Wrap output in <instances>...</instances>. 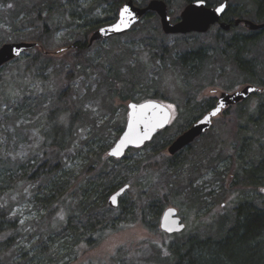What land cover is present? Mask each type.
Returning a JSON list of instances; mask_svg holds the SVG:
<instances>
[{
  "label": "rangeland",
  "instance_id": "obj_1",
  "mask_svg": "<svg viewBox=\"0 0 264 264\" xmlns=\"http://www.w3.org/2000/svg\"><path fill=\"white\" fill-rule=\"evenodd\" d=\"M134 1V4L142 5L149 0ZM238 1L229 3L234 7ZM98 3L97 0H0V47L6 43L36 42L34 37L40 34V30L35 23V11L39 9L43 17H49L50 23L59 25L49 39L37 42L40 47L37 50L48 53V57L55 61L47 71L46 85L31 79L19 83L30 51L0 69V207H10V217L16 219L20 227V235L9 254L17 264L25 258L31 259L27 264H48L44 260L49 256L52 258L49 264H157L159 251L172 238L149 232L140 224L109 234L98 246L72 245L70 237L63 238L54 233L66 225L69 217L84 215L82 207L88 205L82 201L87 170L90 166L101 169L112 164L107 153L97 155L95 152L99 151V145L110 142L112 146L116 141L114 125H125L129 102L161 100L166 106L171 105L169 108L173 114L169 126L161 131V135L158 136L160 132L157 134L152 145L137 152H127L129 159L148 157L152 165L146 175L134 176L133 183L122 197L129 202L140 196L143 202L146 196L139 184L145 183L149 175L153 176L150 187L159 196L166 192L170 180L175 179L166 167L169 144L165 141L172 142L187 130L198 119L192 118L193 115L201 117L205 113L206 101L214 99L216 102L220 92L231 93L249 84L233 65L220 58L208 59L195 73L180 67L178 57L187 51L203 47L208 55L211 53L218 28H211L205 34L167 36L160 29L159 19L152 17L139 22L127 35L96 42L82 51L71 48L75 41L83 39L85 33L84 28L70 17L71 13L89 10ZM185 5L174 0L168 10L171 22L177 21ZM108 7L105 3L95 8L93 16L105 17ZM263 22L261 18L257 23ZM243 30L242 26L232 28L227 38ZM91 34L89 32L84 39L86 42ZM60 50L63 51L56 53ZM51 104L59 109L69 107L74 112L81 106L87 117L79 122L70 149L60 157L71 182L64 194L63 205L50 218L36 201L35 185L25 179L11 182L8 175L21 174L22 165L41 158L38 155L44 125L40 121ZM26 107L30 112H26ZM14 108L18 112H14ZM233 109L214 120L209 131L212 135L197 139L191 154L184 151L191 157L190 164L179 172V184L173 187L185 189L183 194L179 192L178 196L171 198L174 203L171 206L178 209V216L186 226L184 233L201 225L197 229L203 234L220 215L231 220L240 201L263 192L249 186H232L233 168L227 157L232 153L236 134ZM94 125L113 126L93 137ZM164 143L166 146L162 151L152 150L153 146ZM213 155H221L222 160L210 164ZM189 186L198 188L203 195L212 192L216 198L215 204L210 202L209 196L205 198L208 202L202 211L204 218L196 219L186 211L185 195ZM89 209L100 210L99 207L86 210Z\"/></svg>",
  "mask_w": 264,
  "mask_h": 264
},
{
  "label": "trees",
  "instance_id": "obj_2",
  "mask_svg": "<svg viewBox=\"0 0 264 264\" xmlns=\"http://www.w3.org/2000/svg\"><path fill=\"white\" fill-rule=\"evenodd\" d=\"M163 1L167 3L169 8L173 6L174 0ZM180 1L185 5L195 0ZM204 1L208 7H214L224 0ZM103 4L105 3H98L89 10H82L78 14L77 11L71 13L70 17L73 21L80 24L85 30L83 39L75 41L78 51L86 50L87 42L84 39L89 32H93L102 24H110L116 19L121 6L120 2L106 3L109 6V11H107L105 17L100 19L93 16L94 9L100 8ZM135 5L143 7L146 4ZM231 7L232 5L229 3V9L227 10L229 12L230 9L232 12L234 11L235 14L232 15L236 17L247 18L254 22H258L262 18L264 21V0H239L236 6ZM50 8L52 10L53 6ZM35 12V23L40 30V34L34 37L35 43H37L49 39L59 25L54 22L50 23L49 17H43L41 9ZM228 16L229 13L225 17ZM152 17L158 18L155 14L148 12L141 21L150 20ZM139 24H136L130 32ZM227 35L228 33L220 29L217 30L214 46L210 48L211 53L209 55L203 47L197 49V51L190 50L181 54L178 57L180 67L195 73V71L198 72L201 69L208 59L220 58L221 61L233 65L240 76L245 78L249 84L264 89V29L254 32L243 30V32L237 33L231 38H227ZM30 52L31 54L22 68L23 76L19 80L31 79L46 85L47 71L55 61L47 54L40 53L37 48L30 50ZM11 62L15 63L16 61ZM6 66L7 64L1 70ZM19 83L17 82V84ZM27 100L30 99L27 98ZM214 104V99L209 102L206 101L204 112L213 108ZM26 108V112H30L29 107ZM232 108L235 110L236 134L234 143L231 146L232 153L227 157L233 168L232 186H249L264 192V91L254 93L244 102L225 110L223 114H226ZM81 109L80 106L77 112H74L69 107L59 109L51 104L43 112L40 121V124L44 125L43 140L39 147L41 153L38 155H41V158L37 159V157L36 160L22 165L20 167L21 174L18 175L16 172L8 175L11 182L25 179L30 184L35 185L34 191L38 193L36 201L41 205V208L45 209L50 218L63 205L64 194L70 187L71 178L66 174L60 157L70 149L74 140L73 135L79 128V122L87 117V114ZM13 111L18 112V109L14 108ZM192 118L199 119L200 116L195 117L193 115ZM112 126L94 125L93 137H97L100 131L110 129ZM114 126V138L117 139L124 125ZM209 131L201 137L212 135V132ZM161 134L162 132L158 136ZM158 136L153 139H157ZM196 140L175 156L166 158L168 160L166 161L168 173L175 179L168 177L171 180L164 194L159 196L157 191L150 187L153 176L148 174L145 183L139 184L146 199L142 202V198L138 196L135 200L126 202L122 199V196L116 209L108 207L106 201L108 196L124 185L130 186L133 183L134 176L140 177L149 173L152 166L150 159L145 157L131 160L127 157L128 151L120 160L108 157V161L112 163L109 167L97 169L90 166L87 170L88 174H86L88 179L82 199L84 203L88 204L82 207L84 208V215L69 217L66 225L54 234L63 238L70 237L68 239L72 245L82 244L87 247L98 246L109 234L133 224H140L152 233H163L159 229L160 216L167 207L174 204L171 198L174 199L180 193L183 194L185 188L178 189L174 188L173 185L179 184V172H182L190 164L191 157L189 154L192 153L191 149H193ZM152 141L141 149L152 145ZM165 143L170 144L171 141H165ZM165 143L153 146L152 150H155V152L162 151L166 146ZM110 145V142L99 145V151L95 154L107 153L111 147ZM141 149H131L130 151L137 152ZM184 151H188L189 154H184ZM212 157L209 162L213 165L216 161L222 160L221 155H213ZM213 169H215V166ZM226 169L228 170V168ZM221 188H223V185ZM263 192H258V194L240 201L234 208V216L231 220L222 215L217 217V222L203 234L200 232L201 230L197 229L201 226L197 227L198 224L197 228L191 232L184 233L183 231L179 234L170 235L169 237L172 240L165 243L164 249L159 251L157 264H264ZM185 196L188 206L186 211L196 219L205 217L202 211L208 202L205 200L206 197H210L211 203L215 204L216 202L212 192L203 195L198 188L190 186ZM95 207H99L100 210H86ZM212 208L211 206L210 209ZM10 215V207H0V264H17V261H13L9 254L17 236L20 235V227L17 220L12 219ZM50 238L52 237L50 236ZM44 250H46L45 247ZM29 261H31L30 258H25L20 264H27ZM44 261L49 264L52 262V258L49 256Z\"/></svg>",
  "mask_w": 264,
  "mask_h": 264
},
{
  "label": "water",
  "instance_id": "obj_3",
  "mask_svg": "<svg viewBox=\"0 0 264 264\" xmlns=\"http://www.w3.org/2000/svg\"><path fill=\"white\" fill-rule=\"evenodd\" d=\"M229 1L230 0H224L214 7H208L204 0L200 7H197V0L189 2L181 10L179 20L176 23H172L168 14L169 7L165 1L150 0L145 6L139 7L129 0L119 8L114 22L103 25L92 32L86 47L89 48L96 42L127 34L148 12L157 15L160 29L165 35L205 34L215 25H217L220 30L228 32L231 26L228 23L221 22V17ZM221 6H223V10L217 13L216 9ZM125 8H127L128 11L122 16L121 13ZM116 25H119V31L114 30V26ZM239 25H242L246 30L251 32L264 29V22L255 23L248 19H236L233 26L236 27ZM35 48H40L38 43L35 42L3 44L0 47V69L4 65L20 57L23 53ZM62 51L63 50H60L56 53H61ZM263 91L264 89L247 84L231 93L220 92L214 107L192 123L187 130L178 135L167 147V154L171 157L175 156L191 145L196 139L206 134L213 126L214 120L219 118L225 110L244 102L254 93H261ZM132 105L136 106V113H139L141 105H155L156 110L151 112V115L155 116L156 119L152 124L147 126L143 122L137 124L136 118L133 116L134 109L131 107ZM216 108H220V111L216 116H212L211 113ZM126 115V123L121 134L107 151V157L114 160L122 159L131 149L143 148L147 143L151 142L160 131L165 130L172 120L170 109L157 100H146L141 103L129 102L127 104ZM112 152H117L118 154L110 155ZM129 187V185H124L113 192L108 197V207L116 209L119 206L120 198ZM113 196L116 197L115 203L112 202ZM159 229L166 235L179 234L185 231L186 226L178 216V209L176 207L169 206L163 211L159 220ZM169 229L171 230L169 231Z\"/></svg>",
  "mask_w": 264,
  "mask_h": 264
},
{
  "label": "snow or ice",
  "instance_id": "obj_4",
  "mask_svg": "<svg viewBox=\"0 0 264 264\" xmlns=\"http://www.w3.org/2000/svg\"><path fill=\"white\" fill-rule=\"evenodd\" d=\"M203 4V0H197V7H200ZM223 10V6H221L220 8H217L216 11L217 13H220ZM127 8H125L123 10V12L121 13V15L123 16V14L125 12H127ZM114 30L119 31V25L114 26ZM134 109L133 112V116L136 118V123L139 124L140 122H143L146 126L149 124H152V122L156 119L155 116L151 115V112L156 110V106L155 105H141L140 106V111L139 113L135 112L136 106L132 105L131 106ZM169 107H171V105H169ZM220 111V108H216L211 115L212 116H216ZM123 143V142H122ZM117 152H112L110 153V155H117ZM112 202L115 203L116 202V197L113 196L112 197ZM61 219H63V217L61 216ZM171 229H169L170 231Z\"/></svg>",
  "mask_w": 264,
  "mask_h": 264
},
{
  "label": "flooded vegetation",
  "instance_id": "obj_5",
  "mask_svg": "<svg viewBox=\"0 0 264 264\" xmlns=\"http://www.w3.org/2000/svg\"><path fill=\"white\" fill-rule=\"evenodd\" d=\"M99 3H108V2H120L121 3V6L123 5V4H125L127 1H129V0H97ZM133 3L135 2L134 0H131ZM150 1V0H149ZM148 1V2H149ZM231 1V0H230ZM229 1V2H230ZM147 2V3H148ZM229 2H228V4H227V8H226V10H225V12L223 13V15H222V17H221V22H225V23H228V24H230V26H231V28H230V30L229 31H231L232 30V28H236V27H239V26H242V25H239V26H233V23H234V21L236 20V19H247V18H242V17H236L235 15H232V14H235V12L233 11H231V9H230V12H229V10H227V9H229ZM120 6V7H121ZM119 7V8H120ZM231 8H233V7H231ZM229 13V16L228 17H225V16H227V14ZM153 14H155V13H153ZM156 15V14H155ZM157 16V15H156ZM230 19H232V20H230ZM179 20V17H178V19H177V21ZM228 20V21H227ZM249 20V19H248ZM176 21V22H177ZM176 22H174V23H176ZM173 23V22H172ZM211 28H218L219 29V27L217 26V25H215V26H213V27H211ZM210 28V29H211ZM242 28H244L243 26H242ZM245 29V28H244ZM246 30V29H245ZM210 31V30H209ZM228 31V32H229ZM246 31H248V30H246ZM130 32V31H129ZM128 32V33H129ZM228 32H226V33H228ZM251 32V31H250ZM193 34H195V33H193ZM126 35V34H125ZM165 35V34H164ZM187 35H190V34H187ZM124 36V35H123ZM167 36H170V35H167ZM121 37V36H120ZM71 48H74V49H77V47H76V45H73ZM150 100H157V99H150ZM216 100H217V98H216ZM157 101H160L162 104H164L161 100H157ZM141 103V102H140ZM216 103V102H215ZM165 106H166V104H164ZM168 107V106H167ZM233 107H235V106H233ZM169 108V107H168ZM231 108V107H230ZM170 109V108H169ZM229 109V108H228ZM210 110V109H209ZM208 110V111H209ZM171 111V110H170ZM208 111H206V112H208ZM205 112V113H206ZM172 113V112H171ZM204 113V114H205ZM203 114V115H204ZM172 117H173V114H172ZM161 132V131H160ZM157 136V135H156ZM170 145V144H169ZM169 157H171V156H169Z\"/></svg>",
  "mask_w": 264,
  "mask_h": 264
}]
</instances>
